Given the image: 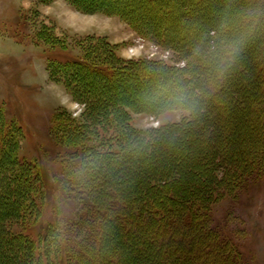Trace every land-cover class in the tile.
I'll list each match as a JSON object with an SVG mask.
<instances>
[{
	"label": "trees",
	"instance_id": "trees-1",
	"mask_svg": "<svg viewBox=\"0 0 264 264\" xmlns=\"http://www.w3.org/2000/svg\"><path fill=\"white\" fill-rule=\"evenodd\" d=\"M129 1L108 0L176 63L144 57L118 64L107 37L92 34L76 37L79 56L50 53L47 70L86 104L79 125L63 108L52 117L59 173L21 154L23 129L0 106V264H253L212 225L210 212L264 176V0H213L194 45L152 11L163 5L179 17L191 0ZM193 1L195 8L209 2ZM37 37L52 51L68 46L66 34L46 22ZM130 76L185 87L180 99L163 94L150 110L186 114L136 129L116 93ZM185 137L193 144L186 154ZM56 189L55 219L33 234Z\"/></svg>",
	"mask_w": 264,
	"mask_h": 264
},
{
	"label": "rangeland",
	"instance_id": "rangeland-1",
	"mask_svg": "<svg viewBox=\"0 0 264 264\" xmlns=\"http://www.w3.org/2000/svg\"><path fill=\"white\" fill-rule=\"evenodd\" d=\"M130 1L129 6L138 0ZM175 1L168 0L167 6H172ZM191 1V10L179 17L176 12L169 15L168 8L163 5L159 7L160 10L152 8V11L158 15L154 20L171 24L170 29H175L179 36L189 37L191 45H194L193 38L205 30V25L199 20L213 0H209L205 8H195V2ZM199 2L196 0V3ZM114 5L117 4L108 0H0V106H3L7 118L23 129L21 154L29 159L40 160L44 169L51 174L59 173L62 167L58 148L51 136L52 117L63 108L79 125L86 119V104L80 99H73V93L47 70L50 53L79 56L76 37L92 34L107 37L116 49L114 60L118 64L144 57L176 63L172 52L136 32L120 13L114 12ZM104 8L111 12L102 11ZM140 11L142 14L152 13L145 8ZM163 14L170 20H163ZM185 16H194L196 22L192 23L188 19L184 23ZM45 22L55 25L59 32L66 34V50L52 51L51 46L38 39V32ZM217 33L210 32L213 36ZM151 79L127 77L123 81L124 87L116 91L117 97L128 108L129 115L126 114L125 118L130 119L140 131L180 121L186 114L179 110L154 114L150 110L152 102L161 100L163 94L180 99L186 88L179 83L166 85L161 79ZM184 139L185 142L179 145L186 154L191 151L193 144L188 143L186 137ZM58 196L59 190H52L44 217L30 230L33 234H37L45 222L55 219L53 210L59 206ZM63 207L70 215L68 206ZM210 215L212 225L223 229L225 235L238 243L246 260L253 264H264V176L249 182L236 197H227L215 203Z\"/></svg>",
	"mask_w": 264,
	"mask_h": 264
}]
</instances>
